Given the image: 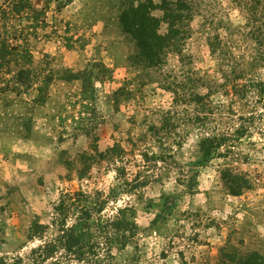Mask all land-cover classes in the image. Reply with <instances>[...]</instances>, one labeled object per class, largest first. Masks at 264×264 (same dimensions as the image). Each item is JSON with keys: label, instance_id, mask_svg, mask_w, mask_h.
Returning a JSON list of instances; mask_svg holds the SVG:
<instances>
[{"label": "rangeland", "instance_id": "1", "mask_svg": "<svg viewBox=\"0 0 264 264\" xmlns=\"http://www.w3.org/2000/svg\"><path fill=\"white\" fill-rule=\"evenodd\" d=\"M139 1L0 0V40L19 48L0 69V255L26 252L33 224L49 221L63 192L82 189L113 193L108 214L131 209L137 233L110 264H264L263 9L250 23L233 0H201L179 52L156 69L134 58L121 23ZM18 67L37 84L9 82ZM71 73L81 76L66 80ZM192 92L209 94L203 122L181 101ZM166 111L174 127L161 137L177 145L160 153L149 126ZM212 132L236 135L235 146L201 164ZM115 144L123 156L105 159Z\"/></svg>", "mask_w": 264, "mask_h": 264}, {"label": "trees", "instance_id": "2", "mask_svg": "<svg viewBox=\"0 0 264 264\" xmlns=\"http://www.w3.org/2000/svg\"><path fill=\"white\" fill-rule=\"evenodd\" d=\"M233 2L239 8L247 10L248 17L246 18L249 19L250 23L257 21L256 15L259 7L263 9L262 13L264 11V0H233ZM200 3L201 0H161L159 5H155L153 0H145L137 2L136 6L132 4L128 9H124L121 15V23L125 33L131 35L135 40L134 47L137 50L133 54L134 58L141 59L140 61L146 67L161 68L170 52H179L180 42L184 40L182 30L185 26V20L188 19V14ZM14 7L24 6L14 5ZM156 8L162 11L161 18L153 15ZM262 13L260 14L264 20V13ZM162 22L167 24L166 33H160ZM262 26H264V21ZM262 26L260 27L261 30ZM16 49L19 48L9 46L5 39L0 40V69L8 68L9 62L6 60V56L11 51L15 52ZM26 70L18 67L15 77L9 82L15 81V84L31 86L37 84L35 78L37 74L33 70H27V72ZM244 74L243 71L241 75ZM80 76L81 74L71 73L68 74L66 80H77ZM44 78L46 83L51 80L49 76ZM7 84L8 81L5 80L4 86L6 87ZM180 94L185 96L184 93ZM37 101H42V99H37ZM181 101L183 103L192 101L196 104L197 109L193 110L195 112L191 115L193 116L192 120L203 122L206 119L204 112L207 105L211 103L209 94L201 95L192 92L189 97L183 98ZM183 112L187 114V109ZM174 113L166 111L162 116L160 126L157 127L154 124L149 126L153 135L159 136L158 148L161 149L160 153H171L172 143L176 144L174 140H171L169 146L161 137L163 134H167L162 132H170L174 127L172 122ZM239 134L242 133L237 131L236 135ZM236 135L212 132L203 139L200 143L201 164H205L215 157H223L232 153ZM138 142H141V139L135 138L133 140V151L140 146ZM144 150L149 151L147 148ZM150 152L155 159L162 158L161 154L156 156L153 150ZM123 153L122 147L115 144L106 150L104 157L110 161H115L122 157ZM145 166L148 165L145 164ZM138 178L139 176H136L132 183H138V186H141V183H147L146 177H143L142 181H139ZM245 183L247 184V181H243V184ZM247 187L248 185H244V188ZM229 190L233 195L240 194L239 190L238 192L232 188ZM112 196L113 193L106 195L99 190L88 192L79 189L63 192L52 207L49 221L45 224L40 222L33 224L29 239L36 243L24 253L19 251L13 255H0V264H110L113 258V250L124 249L129 240L137 233L136 224L128 217L130 208H116L115 214L107 213Z\"/></svg>", "mask_w": 264, "mask_h": 264}]
</instances>
